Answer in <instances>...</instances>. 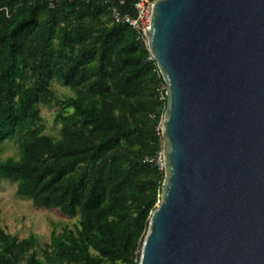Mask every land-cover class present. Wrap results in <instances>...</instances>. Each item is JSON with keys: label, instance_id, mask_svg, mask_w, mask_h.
I'll return each mask as SVG.
<instances>
[{"label": "trees", "instance_id": "16d2710c", "mask_svg": "<svg viewBox=\"0 0 264 264\" xmlns=\"http://www.w3.org/2000/svg\"><path fill=\"white\" fill-rule=\"evenodd\" d=\"M135 1L0 0V144L18 138L21 150L0 179L36 208L77 217L43 260L35 235L3 229L0 208V264H138L165 180L148 159L163 150L167 85L147 43L112 18L137 17ZM54 80L75 92L56 140L38 109Z\"/></svg>", "mask_w": 264, "mask_h": 264}, {"label": "water", "instance_id": "95a60500", "mask_svg": "<svg viewBox=\"0 0 264 264\" xmlns=\"http://www.w3.org/2000/svg\"><path fill=\"white\" fill-rule=\"evenodd\" d=\"M165 180L140 264H264V0H157Z\"/></svg>", "mask_w": 264, "mask_h": 264}, {"label": "rangeland", "instance_id": "374dc122", "mask_svg": "<svg viewBox=\"0 0 264 264\" xmlns=\"http://www.w3.org/2000/svg\"><path fill=\"white\" fill-rule=\"evenodd\" d=\"M29 84L31 85V82ZM50 86L54 92L52 102L49 105L40 104L38 109L44 126L43 134L56 140L61 136L62 117L72 112V109L64 108L65 101L69 97H74L75 92L63 82L55 80ZM165 107L166 105L162 110V116ZM19 141L18 138H14L0 144V162L19 159L21 155ZM0 208L3 229L19 239L35 235L38 239L39 257L43 260L46 253L51 251L52 235H60L66 226L73 228L77 224V217H68L57 208H36L31 199L17 194V183L8 179H0Z\"/></svg>", "mask_w": 264, "mask_h": 264}, {"label": "built area", "instance_id": "2783aa9c", "mask_svg": "<svg viewBox=\"0 0 264 264\" xmlns=\"http://www.w3.org/2000/svg\"><path fill=\"white\" fill-rule=\"evenodd\" d=\"M49 2H54V0H47ZM91 2H109L110 0H89ZM122 4L126 2V0H120ZM155 2L152 0H136L135 1V9L137 10V17H132L130 15L122 14L118 9L114 8L112 10V18L117 23H127L131 25L138 33L139 39L143 40L147 43L146 31L150 28L152 14L155 7ZM54 7V5H52ZM150 60H154V58L150 57ZM162 100H167V95H162ZM149 162H157L161 168L164 169V156L163 153L159 155L157 159H148ZM141 257V256H140ZM136 263L140 264V258L135 260Z\"/></svg>", "mask_w": 264, "mask_h": 264}, {"label": "bare ground", "instance_id": "6f19581e", "mask_svg": "<svg viewBox=\"0 0 264 264\" xmlns=\"http://www.w3.org/2000/svg\"><path fill=\"white\" fill-rule=\"evenodd\" d=\"M137 15V14H136Z\"/></svg>", "mask_w": 264, "mask_h": 264}]
</instances>
